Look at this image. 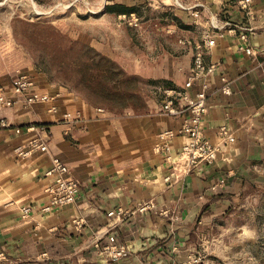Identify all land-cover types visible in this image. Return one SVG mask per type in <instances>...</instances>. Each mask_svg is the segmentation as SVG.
Segmentation results:
<instances>
[{
	"label": "crops",
	"instance_id": "obj_1",
	"mask_svg": "<svg viewBox=\"0 0 264 264\" xmlns=\"http://www.w3.org/2000/svg\"><path fill=\"white\" fill-rule=\"evenodd\" d=\"M91 4H96L91 16L112 21L120 34L138 31L143 42L131 43L135 59L123 68L157 90L184 88L194 54L209 34L204 60L216 70L209 79L203 127L207 138L219 143L225 125L233 141L212 165L168 181L171 164L154 145L161 132L178 129L183 117L163 113L161 98L141 109H106L26 67L36 90L58 95L59 108L51 112L48 104L26 105L18 97L12 107L0 110V120L11 124H0V264H193L202 230L248 197L264 194V0H252L251 14L237 0ZM243 27L253 29L248 43L239 37ZM1 53L0 47V85L12 96L16 76L2 69ZM226 84L227 92L222 90ZM200 89V82L188 88V100ZM31 125L36 129L29 130ZM34 138L45 140L48 152L20 156L18 149ZM184 140H172L174 156ZM55 156L68 165L80 190L73 203L44 211L50 198L46 188L55 179L47 172ZM23 206L31 208L26 217ZM110 235L128 249L120 261H113L107 248Z\"/></svg>",
	"mask_w": 264,
	"mask_h": 264
},
{
	"label": "rangeland",
	"instance_id": "obj_2",
	"mask_svg": "<svg viewBox=\"0 0 264 264\" xmlns=\"http://www.w3.org/2000/svg\"><path fill=\"white\" fill-rule=\"evenodd\" d=\"M47 1L0 3L4 71L17 77L26 67H34L88 102L117 111L127 106L141 109L162 97L154 83L123 68L135 59L137 50L131 43L143 42L138 31L124 36L112 21L92 17L96 4L91 0L76 4L71 0ZM91 50L120 67L107 71L105 59ZM202 232L192 257L198 262L193 264H264V194L248 197Z\"/></svg>",
	"mask_w": 264,
	"mask_h": 264
},
{
	"label": "built area",
	"instance_id": "obj_3",
	"mask_svg": "<svg viewBox=\"0 0 264 264\" xmlns=\"http://www.w3.org/2000/svg\"><path fill=\"white\" fill-rule=\"evenodd\" d=\"M237 5L251 14L252 0H237ZM199 16L197 11L193 13ZM132 22V21H131ZM137 25V24H135ZM230 25V24H229ZM253 34V29L243 27L239 37L244 43H248L249 37ZM211 36L206 35L203 45H200L193 58V66L189 77L183 89L179 88H161L162 93L161 111L171 116H182V123L178 129H168L160 133L158 141L154 145V151L163 154L165 159L171 164V173L165 179L170 181L172 177L178 178L184 174L191 173L201 165H212L218 153L223 146L233 141V135L227 126H222L219 130L220 142L213 143L205 134L203 123L208 111V101L211 96V87L209 79L216 70L214 63H206L204 60V47L211 46ZM245 47V46H244ZM248 54H253L251 46L245 47ZM195 82H200L201 89L193 100H188L187 89L192 87ZM222 90H229L228 84L222 87ZM13 95L9 96L3 86L0 85V110L12 107L18 97H21L26 105L35 103L48 104L49 111L57 112L56 103L58 95H52L36 90L35 80L25 73L18 75L13 83ZM181 100L187 101V105H182ZM101 110V109H99ZM65 114V117H68ZM0 124L4 127H10L7 119H1ZM29 130L36 129L34 125L28 127ZM16 132L22 131L21 127H16ZM176 137L184 138L181 150L176 156L172 153V140ZM20 156H28L34 151L48 152V144L41 138L31 139L27 145L18 149ZM49 176H55L54 181L46 188L49 193V203L43 207L44 211H51L53 208L66 206L73 203L80 190L79 182L72 177L68 165L59 157L52 158V166L47 172ZM144 208V207H143ZM23 217L31 213L29 206L21 208ZM109 253L113 261H120L128 255V249L124 246L116 245V236L110 235ZM192 263L198 262L197 259H191ZM185 264V263H174Z\"/></svg>",
	"mask_w": 264,
	"mask_h": 264
},
{
	"label": "trees",
	"instance_id": "obj_4",
	"mask_svg": "<svg viewBox=\"0 0 264 264\" xmlns=\"http://www.w3.org/2000/svg\"><path fill=\"white\" fill-rule=\"evenodd\" d=\"M91 51L94 52V50H91ZM94 53H95L96 55H98L99 57H102V58L105 59V61H106V66H109V67L106 68L107 71H108V70L110 71L111 68H112V69H115V70H118V68L120 67L119 65H117L116 62H114V61L108 59L107 57L102 56L101 54L97 53L96 51H95ZM110 65H111V66H110Z\"/></svg>",
	"mask_w": 264,
	"mask_h": 264
}]
</instances>
